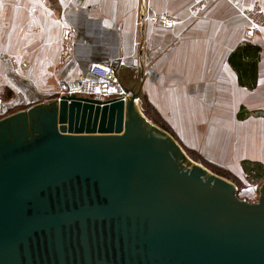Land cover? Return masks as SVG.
Masks as SVG:
<instances>
[{"label":"water","instance_id":"95a60500","mask_svg":"<svg viewBox=\"0 0 264 264\" xmlns=\"http://www.w3.org/2000/svg\"><path fill=\"white\" fill-rule=\"evenodd\" d=\"M141 100L69 93L0 119V264H264V187L240 199Z\"/></svg>","mask_w":264,"mask_h":264},{"label":"crops","instance_id":"0c3cea01","mask_svg":"<svg viewBox=\"0 0 264 264\" xmlns=\"http://www.w3.org/2000/svg\"><path fill=\"white\" fill-rule=\"evenodd\" d=\"M7 3L16 7L17 18L0 17L5 28L0 39L6 47H0L5 53L0 70L20 67L25 76L20 78L22 87L32 89L25 92L26 97L20 94L21 100L34 98L38 104L57 99L63 94L62 84L89 76V64L111 65L116 74L107 99L138 92L142 106L146 100L185 150L199 152L228 172L240 199L260 200L264 187V28L249 33L248 11L256 5L264 10V0ZM157 15L174 22L156 25L152 19ZM8 42L12 45L7 46ZM246 44L260 49L249 78H242L246 85L255 81L254 89L241 84L230 63L231 56ZM2 81L10 84L8 79Z\"/></svg>","mask_w":264,"mask_h":264},{"label":"rangeland","instance_id":"374dc122","mask_svg":"<svg viewBox=\"0 0 264 264\" xmlns=\"http://www.w3.org/2000/svg\"><path fill=\"white\" fill-rule=\"evenodd\" d=\"M30 1L31 0H25V2H30ZM10 9H13V12H10ZM15 10H16V7L15 6L12 7L9 3H7V0H0V17L3 15H6L8 17H11L12 18L11 20H14L17 18V14H16ZM248 15H249V19H250L249 28H248L249 33L253 34L255 31H258V30L264 28V10L260 5H256L253 8H251V10L248 11ZM28 17L30 18V13H28ZM0 20H1V18H0ZM2 20L5 21L4 19H2ZM0 29H1L0 30V35H1V34H3V32L5 30V28L2 29L1 23H0ZM4 42H5V40H4ZM10 45H12V44H10V42H8L7 46H10ZM0 47L6 48L2 45L1 39H0ZM4 54L5 53L0 52V61H1L2 57L4 56ZM11 57H12V55H11ZM16 58L17 57L15 55H13V58L11 59L13 64H15V61L17 60ZM9 68L5 67L4 70H0V98L5 102H14V103H17V105L19 104L10 114H8V115H11V114L16 113L18 111H21L23 109L29 108V107L35 105L37 102H35L36 100L34 98L30 102H28L26 98H25V103L20 102V100H21L20 94H23V93L25 94V92H31L32 89L28 86L22 87V84H21L22 79H20V78H23L25 76L20 73L21 72L20 67H17V69H16L15 65H14L12 67V69H9ZM7 79L10 80V84L3 83L2 80H7ZM18 82L20 83L19 85L17 84ZM25 97H26V94H25ZM58 98L59 97H57V99ZM45 101H47V100H45ZM139 105H143L142 100L139 101ZM141 110L144 114L143 107L141 108ZM148 113H150L149 115H151L150 116L151 119H154V121H157V122L160 121L158 119V117H156L155 114L152 113V111H148ZM155 125H157V124H155ZM157 126L160 127L159 125H157ZM160 128L165 130L162 127H160ZM165 131L170 134L169 131H167V130H165ZM173 139L176 141V139L174 137H173ZM180 147L187 154V156L190 159H192L194 162L200 164L202 167H204L208 171L229 180V178H227V177H225V175H223V172L228 173L224 168L209 162L207 159H205L197 151L185 150L181 145H180ZM226 176H227V174H226Z\"/></svg>","mask_w":264,"mask_h":264},{"label":"built area","instance_id":"2783aa9c","mask_svg":"<svg viewBox=\"0 0 264 264\" xmlns=\"http://www.w3.org/2000/svg\"><path fill=\"white\" fill-rule=\"evenodd\" d=\"M152 21L156 25H169L174 22L170 17L165 15H157ZM15 68L17 69L16 66ZM87 73L89 76L78 80L81 81V85H75L73 90H70L67 84H62V93H76L78 96L107 100L111 94L112 82L115 80V68L111 65L89 64L87 66ZM96 79L100 81H96ZM21 101L25 103V101ZM18 105L14 102H5L0 98V119L10 114Z\"/></svg>","mask_w":264,"mask_h":264},{"label":"trees","instance_id":"16d2710c","mask_svg":"<svg viewBox=\"0 0 264 264\" xmlns=\"http://www.w3.org/2000/svg\"><path fill=\"white\" fill-rule=\"evenodd\" d=\"M259 51L260 49L257 46L246 44L243 47L239 48L230 58V63L233 65V67L239 74V77L241 78V84L250 89H254L255 81L253 83L249 82L248 85H246L242 78L244 76H247L249 78L248 74H250L249 72L252 69V64H253V69H254L256 64L258 63ZM143 111H144V114L151 119L150 117L151 115H149L150 113H148V111H152V110L146 100H145V108ZM151 120L155 124L169 131L168 126L164 124L162 121L157 122V121H154V119H151ZM223 175H225V177L227 178H230V175L226 172H223Z\"/></svg>","mask_w":264,"mask_h":264}]
</instances>
